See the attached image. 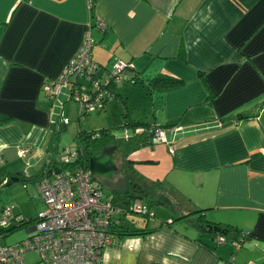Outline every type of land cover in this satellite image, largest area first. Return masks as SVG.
<instances>
[{
  "label": "crops",
  "instance_id": "obj_1",
  "mask_svg": "<svg viewBox=\"0 0 264 264\" xmlns=\"http://www.w3.org/2000/svg\"><path fill=\"white\" fill-rule=\"evenodd\" d=\"M88 1L0 0V117L7 118L0 122V181L30 172L36 186L65 154L57 136L71 119L72 151L82 150L75 138L89 131L80 128L77 107L65 89L50 99L41 86L59 76L88 30L94 62L128 66L129 81L115 83L100 111L118 99L123 122L99 129L136 123L166 131L165 144L129 153L133 172H116L112 152L115 171L95 177L112 198L130 187L125 174L145 189L160 187L150 206L135 199L158 217L118 218L100 264H262L264 0H90L91 10ZM95 18L103 32L92 28ZM20 162L22 171L12 173ZM127 202L112 201L118 208ZM195 209L205 210L203 222L243 232L245 245L234 254L216 246L189 217ZM132 230L149 232L127 236Z\"/></svg>",
  "mask_w": 264,
  "mask_h": 264
},
{
  "label": "built area",
  "instance_id": "obj_2",
  "mask_svg": "<svg viewBox=\"0 0 264 264\" xmlns=\"http://www.w3.org/2000/svg\"><path fill=\"white\" fill-rule=\"evenodd\" d=\"M94 24L96 29L104 28V23L99 19L95 18ZM92 45L87 31L82 36L79 48L56 80L42 85L41 91L46 97L55 96L72 74L82 72L84 68H87V74L92 71L93 66L89 63ZM127 68L123 62L115 61V82L127 79ZM136 132L145 130L137 129ZM147 132L152 141L166 143L165 129L156 127ZM19 156H23V153L20 152ZM79 157L77 151L65 153L58 160L61 167L59 171L50 170L38 179L36 190L45 208L25 224V240L10 246L0 243V264H100L102 252L111 244L113 226L117 225L124 210L114 206L111 197L103 195L99 183L92 179L88 168L73 164ZM5 182L2 180L0 185ZM126 208L128 214L148 213L147 205L139 200L131 201ZM11 217V208L3 210L0 225L14 224V218ZM214 243L228 244L221 237L214 239ZM229 245L234 250L239 249L235 241H230ZM29 253L36 257L32 263L26 261ZM262 256L264 264V250Z\"/></svg>",
  "mask_w": 264,
  "mask_h": 264
},
{
  "label": "trees",
  "instance_id": "obj_3",
  "mask_svg": "<svg viewBox=\"0 0 264 264\" xmlns=\"http://www.w3.org/2000/svg\"><path fill=\"white\" fill-rule=\"evenodd\" d=\"M89 8L90 10L92 9L91 1H89ZM92 28H94L98 32H103L106 27L104 24V28L100 30V29H96L95 24H93ZM92 42H93V45H92V48H93L94 47L93 39H92ZM91 50H90L89 63L93 66L92 71L89 74H87V68H84L82 72L72 74L69 77L67 84L64 87L60 88V90L61 89L66 90L67 100L77 103L78 105L77 122H80L84 118H86L90 108L91 109L97 108V110L100 112L105 106L108 99L110 97L115 96L113 93V88L116 86L115 84L116 76L115 75L113 76V64L117 60L112 61L106 68L104 66L97 64L96 62L92 60ZM55 80L56 79L46 82V84L52 83ZM122 81H129V79L127 78L126 80H122ZM53 97H50V99ZM5 121H7V118L0 117L1 123ZM156 127L158 126H153V125L144 126L142 124H136V123L135 124L124 123V125H122L121 127L114 129V130L119 131L118 134L120 136H116V137H114V131L108 130V129H99L97 131H89V132L82 131L83 133L79 132V135L77 134L75 138V142L77 141L84 142L85 147H82L81 148L82 150H77V152L80 153V157L73 164L83 167V168H87L88 158L91 154H95L101 151L102 148L104 147L112 146L115 148L113 153L119 157V161L121 164L120 171L122 173L133 172L131 170L130 162L126 159L127 156L129 155V153L136 151L142 147L152 145L153 141H152L151 135L147 131L152 128H156ZM158 128H163V127H158ZM137 129H141V130L144 129L146 133L136 132ZM48 166L49 168H51V170L59 171L61 169L58 162H51L48 164ZM73 167L74 166L70 168H73ZM125 176L130 182V187L126 191L115 195V198H112V196H108V197H111L112 201L116 199L127 200L128 202L125 205H128L131 201L137 198H140V199L146 198V203L149 202L151 204L152 203L151 198L160 195V187L157 182L153 184L151 183L149 185L150 189H145L144 185L138 184L135 182V180H133L134 176H130L128 174L127 175L125 174ZM40 177L41 176H39L35 180V182H37ZM126 209L127 208L125 206L123 208L124 212L123 214L120 215L119 220L128 214L126 212ZM204 212H205L204 209H195L192 211L190 210L189 217L195 218L194 220L198 225H200V229L209 232L213 236V242H214V239H216L217 237H221L225 240V242L228 243L227 245H229L230 241L237 242L239 245V248H242L245 245V243L248 240L247 235H245L243 232L234 230L227 226L211 225L207 222H203ZM129 215L131 216L132 214H129ZM134 215L139 216L140 218H143L146 222L152 220L154 217L152 213H150V210H148V213L145 215H137V214H134ZM184 216L185 214H182V217ZM28 221L29 220L25 222H21V223L19 221V224L25 225ZM10 225H13V224H10ZM16 227H17L16 225L15 226L13 225V226H10L9 229L6 231L0 230V236L4 237L6 234L12 231L13 228H16ZM114 227L115 226H113V229ZM125 232L127 231H123L121 233L119 232V235L121 234L124 236ZM148 232L149 231H144V230H141V231L132 230L126 233V235L127 236H136V235L142 236V235L148 234ZM216 246H219V245H216ZM232 251L234 254L235 251L237 250L232 249ZM230 261L228 264H230Z\"/></svg>",
  "mask_w": 264,
  "mask_h": 264
},
{
  "label": "rangeland",
  "instance_id": "obj_4",
  "mask_svg": "<svg viewBox=\"0 0 264 264\" xmlns=\"http://www.w3.org/2000/svg\"><path fill=\"white\" fill-rule=\"evenodd\" d=\"M107 66V62L104 64ZM42 87V86H41ZM71 107L76 106V113L78 114V105L77 103L71 102ZM74 104V105H73ZM109 105H107L106 110L102 112H98L97 110H89L86 118H84L82 121L78 122L80 124V128L87 130V131H97L100 127L106 126V127H113L117 124H122L123 122V113L121 112V103L118 99L110 100ZM67 105V103H65ZM59 109V108H58ZM73 109V108H71ZM65 111V110H64ZM72 117H74V113H71ZM69 116V118H70ZM64 121V120H62ZM66 129L63 132H60L57 136V142L60 145L59 148L64 149L66 152L64 153H70L73 150V136L77 130V124L73 119L69 121V123L65 122ZM114 133H118L119 131L113 130ZM76 146L78 147H85L84 142L77 141L75 142ZM69 151V152H68ZM21 160V159H19ZM22 162L17 163L13 167L12 173H20L22 171ZM119 168H117L116 172L119 170L121 164L118 165ZM43 168H36V170H40ZM44 170V169H43ZM42 170V171H43ZM20 177L19 181L12 183L8 187H3L0 185V219L2 216L3 210L7 208H11V218H14V226L16 225V228H13L12 231H10L8 234H6L4 237H1L0 243L2 246H10L15 245L19 243L22 240H25L27 236L26 226L24 224L20 225L21 222H25L27 220H33L38 213L42 212L45 208L44 202L42 198L39 196L35 184L31 183L29 181L30 172L27 174L24 173ZM123 178V177H122ZM124 180V179H123ZM99 183L101 182L100 179H96ZM124 182V181H123ZM101 184V191L102 193H105L107 188V185ZM155 200H158L156 198ZM161 200V199H160ZM154 212H159V207L154 206L153 207ZM134 214H132L133 216ZM14 216V217H13ZM155 217H158L156 215H153ZM126 217H130L129 214L125 215ZM135 217V216H133ZM13 225H0V230L6 231L9 229L10 226ZM242 250V249H240ZM239 250V251H240ZM243 251V250H242ZM36 260V257L33 253H29L26 255V261L27 263H32Z\"/></svg>",
  "mask_w": 264,
  "mask_h": 264
},
{
  "label": "water",
  "instance_id": "obj_5",
  "mask_svg": "<svg viewBox=\"0 0 264 264\" xmlns=\"http://www.w3.org/2000/svg\"><path fill=\"white\" fill-rule=\"evenodd\" d=\"M157 143L158 142L153 141V144ZM114 149L115 148L112 146L104 147L101 151L89 156L87 168L92 179H95V177L108 178L113 171H115V166L110 158ZM15 182H17V180L14 177H10L3 185L8 187Z\"/></svg>",
  "mask_w": 264,
  "mask_h": 264
}]
</instances>
